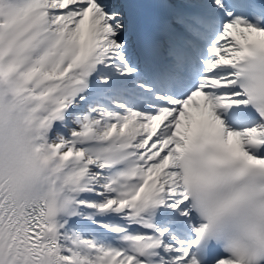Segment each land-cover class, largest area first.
Returning <instances> with one entry per match:
<instances>
[{"label": "snow or ice", "instance_id": "1", "mask_svg": "<svg viewBox=\"0 0 264 264\" xmlns=\"http://www.w3.org/2000/svg\"><path fill=\"white\" fill-rule=\"evenodd\" d=\"M0 264H264V0H0Z\"/></svg>", "mask_w": 264, "mask_h": 264}]
</instances>
